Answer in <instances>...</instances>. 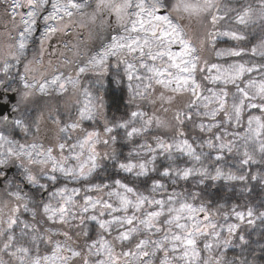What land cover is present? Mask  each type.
Returning <instances> with one entry per match:
<instances>
[{"label":"clouds","instance_id":"1","mask_svg":"<svg viewBox=\"0 0 264 264\" xmlns=\"http://www.w3.org/2000/svg\"><path fill=\"white\" fill-rule=\"evenodd\" d=\"M0 264H264V0H0Z\"/></svg>","mask_w":264,"mask_h":264}]
</instances>
